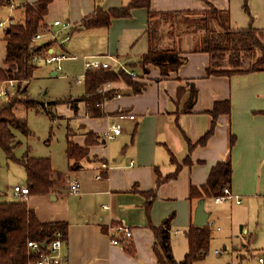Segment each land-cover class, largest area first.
<instances>
[{
    "label": "crops",
    "instance_id": "0c3cea01",
    "mask_svg": "<svg viewBox=\"0 0 264 264\" xmlns=\"http://www.w3.org/2000/svg\"><path fill=\"white\" fill-rule=\"evenodd\" d=\"M129 1L52 0L45 15L51 31H64L51 51L67 54L60 69L66 75L84 83L85 56L95 54L108 62L110 68L134 70L138 80L146 83L138 93L123 80L104 84L101 90H112V93L110 98L103 100V116L99 117L89 115L83 88L76 110L67 109L57 115L72 120V125L68 121L67 142L87 146L89 150L80 159L67 156L72 179L76 178L81 184L80 192L73 193L71 183L69 189H64V174L52 162L62 176L55 189L45 195V200L50 197L48 200L55 204L51 209L41 211L32 206L36 202L30 203V195L27 202L42 220L68 222L62 249L65 264H159L153 249L152 225H160L169 215H172L173 251L176 258L182 257L181 250L188 249L185 230L194 223L200 201L208 213L207 223L212 225L208 202L217 206L229 202L241 205L254 195H264V70L208 76L209 53L190 50L193 36L188 35L182 40L180 54L185 60L178 70L163 75L159 67L147 65L148 70L141 76L137 63L149 48L146 8L134 9L131 17L115 18L108 27L81 28L79 24L98 6L107 9ZM14 2L13 9L17 12L22 11V3L26 0H11ZM210 4L228 9L233 27L264 28V0H151V9L203 10ZM19 17L20 21L24 20L23 12ZM57 19L66 23V28L62 24L55 25ZM67 33L69 39L64 37ZM51 65L54 67L52 73L58 75L60 70ZM181 86L185 87V92L179 95ZM193 89L196 93L194 103L187 110ZM218 99L231 101L230 116L222 114L207 143L190 150L188 139L195 141L205 132L211 121L207 110ZM120 113H131L136 117L123 118L121 133L115 139L106 138L105 130ZM89 133L95 141L87 144ZM232 133L236 140L231 147ZM172 154L180 163L190 155L191 162L185 163L176 177L159 185L156 197L147 209L142 191L155 187L156 166L163 175L176 170V163L171 161ZM228 156L233 168L230 188L242 201L190 200L191 186L206 183L212 167ZM98 174L102 177H97ZM70 177L71 173H65V180L72 181ZM110 223L130 225L133 232L130 241L123 239L119 244L112 243L107 233ZM131 246L134 252L129 250Z\"/></svg>",
    "mask_w": 264,
    "mask_h": 264
},
{
    "label": "trees",
    "instance_id": "16d2710c",
    "mask_svg": "<svg viewBox=\"0 0 264 264\" xmlns=\"http://www.w3.org/2000/svg\"><path fill=\"white\" fill-rule=\"evenodd\" d=\"M52 0H36L22 3L23 21H15L5 29L2 37L5 42V56L0 65V84L11 83L10 88L0 90V145L7 157L14 159L24 167L27 177L29 194L48 195L61 179V172L54 169L51 157L31 155L28 147L21 157L13 155V150L21 141L16 138L14 129L25 134L31 133L27 119L19 117L16 107L23 104L26 108H35L41 111L42 100L32 98L28 93V82L38 68V59L45 58L51 53L55 41L54 37H44L50 32L49 24L45 20L49 4ZM11 4V0H0V6ZM148 10L146 33L149 41L148 50L142 54L137 66L141 76L147 71V65L160 68L163 75H169L178 70L185 58L182 52L183 37L193 36L190 50L209 53L210 61L206 68L207 75H233L264 70V28L255 26L233 27L228 9L214 4L203 10L175 9L153 10L151 0H130L121 6L107 9L96 7L95 10L84 16L80 27L96 28L108 27L115 18L131 17L136 8ZM247 8V3H245ZM37 34H44L36 39ZM123 80L131 86L135 93L141 92L145 82L135 79L125 69L90 68L84 79L85 101L89 115L103 116L101 104L104 99L110 98L112 90H101L102 85ZM185 92L181 86L179 95ZM195 90H191L186 109H191L194 103ZM77 107V102H72ZM231 101L229 99L215 100L212 108L207 112L211 121L205 132L195 141L188 139L189 149L197 145H204L215 133V129L222 114L230 116ZM236 140L232 133L230 145ZM95 139L92 133L88 134L86 143ZM89 152L87 146H81L68 141L66 153L69 158L80 159ZM171 161L177 168L172 173L163 175L158 166L155 167V187L142 191L146 196V207L150 209L156 197L159 185L176 177L185 163H190V155L183 163L171 155ZM232 162L230 156L219 160L210 170L207 181L201 185H192L189 199L213 198L223 193L226 186L232 182ZM1 195V193H0ZM172 215L165 218L158 226L152 225L155 234L154 252L159 264H194L196 260L204 258L210 249L212 226L196 225L191 223L185 230L188 249L181 259L175 257L172 246L171 233ZM63 232L67 238L68 222L66 220H42L36 210L29 206L24 198L16 200H0V264H31L43 248L32 249L30 240L42 243L54 238L56 231ZM129 250L134 252L131 246Z\"/></svg>",
    "mask_w": 264,
    "mask_h": 264
},
{
    "label": "rangeland",
    "instance_id": "374dc122",
    "mask_svg": "<svg viewBox=\"0 0 264 264\" xmlns=\"http://www.w3.org/2000/svg\"><path fill=\"white\" fill-rule=\"evenodd\" d=\"M22 12L23 10L15 12L9 4L2 5L0 6V20H7L12 16L15 21H20L19 15ZM7 27H0V65L3 64L5 56V42L2 37ZM38 65L30 79L28 93L34 99L47 102V109L45 104L41 106V111H37L35 108H26L23 104L16 107L17 115L27 119L31 133L25 134L14 129L16 138L21 143L14 148L13 155L21 157L29 147L31 155L51 157L54 167L64 174L62 180L66 186L64 189H69L70 183L76 179H72L73 174L70 172L65 150L70 119L57 115L67 109H71L73 112L76 110V107H71V105L74 101L77 104L81 101L84 83L77 82L76 78L72 79L66 75L64 70H60L58 75L53 74L51 70L54 68L53 65L47 63L44 58L38 59ZM133 77L137 79L138 76L133 75ZM80 79L83 78L80 77ZM11 86L12 82H4L0 84V90L4 92V89ZM48 102L50 106H48ZM70 124L72 125V120H70ZM65 173H71L72 181L68 178V181L65 180ZM26 183L24 167L14 159L7 157L5 150L0 145V200L18 199L19 197L14 194V186H27ZM64 192L66 191L64 190ZM27 197L24 198L25 201H27ZM30 198V203L36 202L32 206L41 211H47L51 209V205L55 204L48 200L50 197L45 200L43 194L30 195ZM207 208L212 210L210 249L204 258L196 260L194 264H263L259 261V257H264V195H254L249 200L245 199V203L241 205L229 202L217 206L208 202ZM223 208L224 210H222ZM41 214L43 215V213ZM183 250L181 253L184 256L186 251Z\"/></svg>",
    "mask_w": 264,
    "mask_h": 264
},
{
    "label": "built area",
    "instance_id": "2783aa9c",
    "mask_svg": "<svg viewBox=\"0 0 264 264\" xmlns=\"http://www.w3.org/2000/svg\"><path fill=\"white\" fill-rule=\"evenodd\" d=\"M28 0H26L27 2ZM12 9L15 7V3L10 4ZM15 22L14 18L11 16L7 20H0V27H6ZM55 25H61L66 28V23H63L60 19H57L54 21ZM64 31L60 32H54L51 31L47 33V35H50L51 38L55 39H61L62 34ZM44 34H37L35 36L36 39L42 37ZM60 35H62L60 37ZM66 39L70 38V35L67 33L64 36ZM66 53H57L52 51L49 55H47L44 59L47 63L54 64L57 69H61V61L62 59L66 58ZM90 68H104V69H110V64L106 61H104L99 55L95 54H88L85 56V69L88 70ZM116 70H120L116 69ZM130 74L136 75V72L134 70H129ZM130 118L135 119V114H127V113H120L118 114L117 119H115L111 125L107 127V129L104 132V136L108 139H115L118 134L122 131V119L123 118ZM106 166V165H104ZM97 177H102V174H98ZM81 189V184L77 179H74L71 182V191L73 193H79ZM14 194L18 196L19 198H26L29 194V187L28 185H15L14 186ZM230 200H235L237 203H240L242 199L239 195L232 192L230 186H226L223 193L218 194L214 197V201L217 203H224ZM106 206V204H104ZM108 231L107 233L111 237L112 243L119 244L123 239L129 240L132 238V227L130 225H127L125 223H110L108 225ZM177 232H181V230H177ZM64 237L63 232L61 230L56 231L55 236L53 239L47 242L46 247H43L41 243L30 240L28 242V245L32 249H39L43 248L40 252V255L31 262V264H65V257L63 255V246H64ZM259 261L264 264V257L260 256Z\"/></svg>",
    "mask_w": 264,
    "mask_h": 264
},
{
    "label": "water",
    "instance_id": "95a60500",
    "mask_svg": "<svg viewBox=\"0 0 264 264\" xmlns=\"http://www.w3.org/2000/svg\"><path fill=\"white\" fill-rule=\"evenodd\" d=\"M207 218H208V213L204 210L203 201H200V203L198 204L196 213H195L194 224L202 225V226L206 225ZM41 245L43 247H46L47 241L42 242Z\"/></svg>",
    "mask_w": 264,
    "mask_h": 264
},
{
    "label": "bare ground",
    "instance_id": "6f19581e",
    "mask_svg": "<svg viewBox=\"0 0 264 264\" xmlns=\"http://www.w3.org/2000/svg\"><path fill=\"white\" fill-rule=\"evenodd\" d=\"M122 68V67H121ZM62 69V68H61ZM111 91V90H110ZM130 241V240H129Z\"/></svg>",
    "mask_w": 264,
    "mask_h": 264
}]
</instances>
